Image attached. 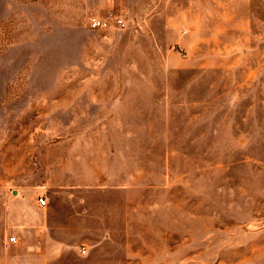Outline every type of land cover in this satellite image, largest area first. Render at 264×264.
Masks as SVG:
<instances>
[{"label": "rangeland", "instance_id": "1", "mask_svg": "<svg viewBox=\"0 0 264 264\" xmlns=\"http://www.w3.org/2000/svg\"><path fill=\"white\" fill-rule=\"evenodd\" d=\"M0 264H264V0H0Z\"/></svg>", "mask_w": 264, "mask_h": 264}, {"label": "built area", "instance_id": "2", "mask_svg": "<svg viewBox=\"0 0 264 264\" xmlns=\"http://www.w3.org/2000/svg\"><path fill=\"white\" fill-rule=\"evenodd\" d=\"M112 22H114L116 25H118L121 28L126 27L125 17L122 14L115 12L114 10L109 11L103 17L95 20L94 26L97 28H106L110 26ZM41 203L45 205L46 201L44 199H41Z\"/></svg>", "mask_w": 264, "mask_h": 264}]
</instances>
